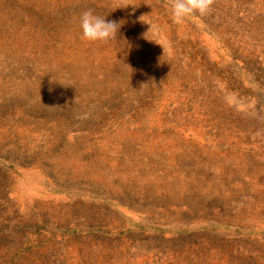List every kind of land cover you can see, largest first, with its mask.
Instances as JSON below:
<instances>
[{
	"label": "rangeland",
	"instance_id": "rangeland-1",
	"mask_svg": "<svg viewBox=\"0 0 264 264\" xmlns=\"http://www.w3.org/2000/svg\"><path fill=\"white\" fill-rule=\"evenodd\" d=\"M0 264H264V0H0Z\"/></svg>",
	"mask_w": 264,
	"mask_h": 264
},
{
	"label": "clouds",
	"instance_id": "clouds-1",
	"mask_svg": "<svg viewBox=\"0 0 264 264\" xmlns=\"http://www.w3.org/2000/svg\"><path fill=\"white\" fill-rule=\"evenodd\" d=\"M169 3L173 21L180 24L192 16L204 17L210 15L213 11L215 0H169ZM130 5L135 6L133 3L126 2L124 6L118 8H127ZM106 17L96 14L92 9L83 11L79 18L82 38L90 42L99 43H108L116 39L122 22L109 21Z\"/></svg>",
	"mask_w": 264,
	"mask_h": 264
}]
</instances>
